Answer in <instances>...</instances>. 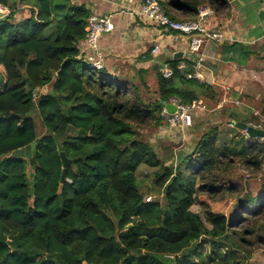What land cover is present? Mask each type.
I'll list each match as a JSON object with an SVG mask.
<instances>
[{
    "label": "trees",
    "instance_id": "16d2710c",
    "mask_svg": "<svg viewBox=\"0 0 264 264\" xmlns=\"http://www.w3.org/2000/svg\"><path fill=\"white\" fill-rule=\"evenodd\" d=\"M157 1L175 22L195 21L201 7L229 15L228 0ZM87 2L0 0L8 10L0 19V264H264V183L240 186L241 176L227 172L238 159L256 173L264 142L215 110L217 87L186 79L196 71L193 55L164 61L168 78L160 65L152 68L158 98L148 96L145 69L129 76L88 68L80 51L92 15ZM173 99L195 105L191 121L208 111L227 119L228 142H219L226 125L200 122L195 129L206 127L192 152L166 165L139 131L167 129L162 111ZM33 142L31 157L12 156ZM62 152L71 163L58 195ZM140 167L151 171L162 203L144 199ZM198 195L233 197V216L200 202L202 220L191 210ZM205 245L214 255L223 249L222 257L196 262Z\"/></svg>",
    "mask_w": 264,
    "mask_h": 264
},
{
    "label": "crops",
    "instance_id": "0c3cea01",
    "mask_svg": "<svg viewBox=\"0 0 264 264\" xmlns=\"http://www.w3.org/2000/svg\"><path fill=\"white\" fill-rule=\"evenodd\" d=\"M71 1L77 3L79 0ZM86 2L92 14L111 16L113 24V30L102 34L98 42L102 68L116 74L145 69L143 75H148L156 65H160L161 70L164 67L167 69L164 61L173 59L177 54H180L177 58L192 55L188 51L187 37L144 23L128 12L124 3H113L112 0ZM228 2L229 15L226 19L212 13L203 21L208 29L220 31L224 40L206 43L191 58L196 61L202 56L203 66L199 68L202 80L220 91L217 106L225 110L226 118L233 115L235 120L231 122L247 125L262 123L264 131V114L257 111L258 108L264 110V0ZM234 44L246 48L249 56L236 55ZM155 46L160 50L153 54ZM145 54L150 59L138 60ZM252 114L255 119L249 121ZM224 121L227 122V119Z\"/></svg>",
    "mask_w": 264,
    "mask_h": 264
},
{
    "label": "rangeland",
    "instance_id": "374dc122",
    "mask_svg": "<svg viewBox=\"0 0 264 264\" xmlns=\"http://www.w3.org/2000/svg\"><path fill=\"white\" fill-rule=\"evenodd\" d=\"M1 9H2V6L0 7V12H1ZM136 11H137V9H135L134 12H136ZM211 14H212V11H211ZM1 16H2V14L0 13V19H3L4 17L1 18ZM134 16L143 20L144 23L149 24L147 17H142L138 13H135ZM152 26H154V25L152 24ZM201 48L199 49V52H200ZM199 57L202 59L201 55ZM86 64H87V62H86ZM163 70H167V69L164 67ZM128 75L133 76V73L129 72ZM142 77H143V81L145 82L146 86L150 88L148 96L150 98H158L159 96H158V94H156L157 85H156L154 72H150L148 75H143ZM196 80H200V79H196ZM138 81H139V79L136 78L135 82L138 83V85H139L140 83ZM139 87H140V90L143 91V87H141L140 85H139ZM47 90H48V88L44 87L43 89L40 90V93H44ZM175 101H178V100H176V99L171 100V105H174L173 103ZM232 105L234 107H236L235 106L236 104L232 103ZM220 109H222V108L220 106H217V104H216L215 110H220ZM257 111L260 114H264V110L261 111V109L258 108ZM162 114H163V111H162ZM212 115H214L213 112L208 111L203 117H201V118L198 117V119H194L193 121H191L190 127L189 128L187 127L184 129L179 128V127H171V126H168L167 129L165 128V126H162L160 128L140 129V131H139L140 138L150 142V144H152V146H154V149L156 150L155 152L157 153V155L160 158L165 159L166 165L170 164V163H174L173 165H175L177 163V157L179 156V154L188 155L189 153H191L192 149L194 147V141L197 139L198 135H200L202 132H204L203 130L206 126H203L200 130H197L194 128L195 126H197L198 123H200V122L203 123V122H206L207 120H213V123L219 122V120H215V119L220 118V116L216 115L215 117H212ZM252 119H255L253 114L249 118V121H251ZM222 122L218 123L219 126L220 125H226L225 123L222 124ZM250 124L263 131V128H262L263 124L262 123L260 125H259V123L258 124L257 123H250ZM38 126H39V129L41 130V128H40L41 126H40L39 122H38ZM221 127H222V129H221L220 136H219V142H221V143L228 142V140H226V139H229L230 135H231L230 132L228 131L229 130L228 128H230V126H227L228 130H224L225 126H221ZM258 139H259V142H264V136H262L261 138H258ZM247 141H249L248 144H253L256 142V140H254V139H248ZM27 170L29 172L30 168L27 167ZM230 171L237 174V177L241 176L242 180H241L240 186H243L242 184H245V186H246V184L249 180H250V182H252L254 179H255V181H257L258 184L264 183V160L260 164V167L257 169L256 173L248 171V169L243 165V163H240L238 159H235L232 167L229 170H227L228 173ZM137 179L140 180V182H141L140 183L141 191L144 195V199L149 200V201H158L160 203L163 202V194L160 191H158L157 189L155 190L153 188V184H152L153 179H152L150 170H148L144 167H140L137 171ZM196 200H197V202H196V204L193 205L191 210L193 212L197 213L201 217L202 220H204V218H203V210H202L201 206L199 205L200 202L208 205L213 212H221V213L225 214L227 216V218H230L234 214L233 213L234 212V198L233 197H227L224 200L211 201L210 202L209 199L205 195H198ZM223 253H224V250L221 249L218 252H216L214 255L213 249L209 245H205L202 253L198 252V254L195 255V261L196 262H202L203 258L208 260V258L210 256L211 257L212 256L213 257H222ZM248 261H247V264L258 263L257 261H252V260L248 263Z\"/></svg>",
    "mask_w": 264,
    "mask_h": 264
},
{
    "label": "built area",
    "instance_id": "2783aa9c",
    "mask_svg": "<svg viewBox=\"0 0 264 264\" xmlns=\"http://www.w3.org/2000/svg\"><path fill=\"white\" fill-rule=\"evenodd\" d=\"M99 1L107 2V0ZM112 2L124 3L127 11L131 14L134 15L138 13L142 17H147L150 24L160 27L169 33H177L180 36L187 37L188 51L192 55L198 54L199 49L206 43H218L224 40V36L220 31L205 27L203 23L204 18L211 15V11L207 7H201L198 10L197 19L195 21L175 22L166 16L157 0H145L141 3L137 2V0H112ZM135 9H137L136 12H134ZM0 13L2 17H4L8 14V10L2 7ZM112 30L113 24L111 22V16H99L97 14L89 16L85 28V40L81 44L82 50L80 48L83 56L85 55L88 68L96 70L102 68L101 59L98 57V42L102 34L109 33ZM175 40H177V38H175ZM158 51V46H155L152 50L153 53H157ZM202 61L203 59L200 57L197 58L195 61L196 71L193 74L185 75L186 79L202 80V75L199 72V68L201 67L200 63ZM184 68L185 65L183 63L179 64L178 70L182 72ZM162 72L165 78L170 77L172 74L169 69L163 70ZM173 104L176 106V111L173 114H168L165 110H163L162 114L166 118L168 126L182 129L189 128L191 125L189 111L195 107V105L185 106L179 101H175Z\"/></svg>",
    "mask_w": 264,
    "mask_h": 264
},
{
    "label": "water",
    "instance_id": "95a60500",
    "mask_svg": "<svg viewBox=\"0 0 264 264\" xmlns=\"http://www.w3.org/2000/svg\"><path fill=\"white\" fill-rule=\"evenodd\" d=\"M232 1V0H229ZM177 56H180V54H177L173 57V59L177 58ZM201 66H203V62L200 63ZM165 110L168 114H173L176 111V106L174 105H166ZM232 125L235 126L237 129L246 132L250 137L252 138H261L264 136V131H262L259 128L254 127L253 125H247L243 123H235L234 121L232 122ZM35 148V143L33 142L31 145H28L22 149H18L12 153L13 157H18V156H23L26 158L31 157L32 151ZM60 159L62 162V174L60 178V184L58 187L57 194L60 195L63 189V184L65 182V177H66V169L70 165V161L65 157L64 153H60Z\"/></svg>",
    "mask_w": 264,
    "mask_h": 264
}]
</instances>
